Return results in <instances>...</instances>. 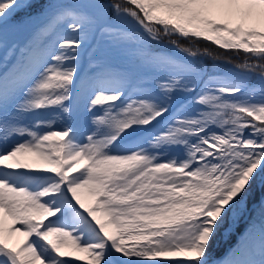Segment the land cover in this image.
Wrapping results in <instances>:
<instances>
[{"label":"snow or ice","instance_id":"obj_1","mask_svg":"<svg viewBox=\"0 0 264 264\" xmlns=\"http://www.w3.org/2000/svg\"><path fill=\"white\" fill-rule=\"evenodd\" d=\"M257 177L264 0H0V264H264Z\"/></svg>","mask_w":264,"mask_h":264},{"label":"rangeland","instance_id":"obj_2","mask_svg":"<svg viewBox=\"0 0 264 264\" xmlns=\"http://www.w3.org/2000/svg\"><path fill=\"white\" fill-rule=\"evenodd\" d=\"M256 183L259 187V191L260 193L262 192V187L264 188V184L263 182L264 181H261V179L259 177L256 178ZM252 190L249 189V192H251ZM264 196V195H261V197ZM261 199V198H260ZM249 208H248V215H251L252 212H253V208L255 207L256 209H258L259 207V202H255L254 200L251 201L249 204H248ZM228 227V224L226 223L224 225L223 228L220 229V232L216 235V237L214 238L211 246H210V250H209V259H210V262L211 261H216L220 258H222L225 253L228 251V249L234 245L236 243V237H235V234L230 236V237H225V234H224V230L225 228ZM243 228H244V224L241 223V226L240 228L237 229V234L241 231H243ZM219 255V257L217 258H213L215 256Z\"/></svg>","mask_w":264,"mask_h":264},{"label":"trees","instance_id":"obj_3","mask_svg":"<svg viewBox=\"0 0 264 264\" xmlns=\"http://www.w3.org/2000/svg\"><path fill=\"white\" fill-rule=\"evenodd\" d=\"M201 47H212V46L207 42H202ZM216 50L219 51L218 49H216ZM250 189L252 191L250 192V195H249L248 204L253 200L254 201L258 200L260 198V195H261L256 181L254 183H252V185L250 186Z\"/></svg>","mask_w":264,"mask_h":264}]
</instances>
